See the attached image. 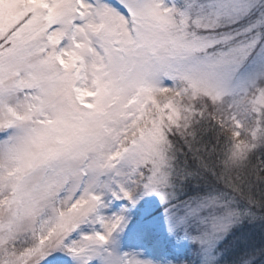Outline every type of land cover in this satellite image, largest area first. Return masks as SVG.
<instances>
[{
    "label": "snow or ice",
    "instance_id": "obj_1",
    "mask_svg": "<svg viewBox=\"0 0 264 264\" xmlns=\"http://www.w3.org/2000/svg\"><path fill=\"white\" fill-rule=\"evenodd\" d=\"M0 264H264V0H0Z\"/></svg>",
    "mask_w": 264,
    "mask_h": 264
}]
</instances>
